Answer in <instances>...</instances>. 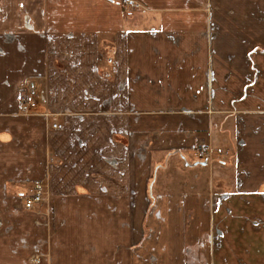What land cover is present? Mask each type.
Returning a JSON list of instances; mask_svg holds the SVG:
<instances>
[{
    "label": "crops",
    "instance_id": "crops-1",
    "mask_svg": "<svg viewBox=\"0 0 264 264\" xmlns=\"http://www.w3.org/2000/svg\"><path fill=\"white\" fill-rule=\"evenodd\" d=\"M135 1L0 0V264H264V0Z\"/></svg>",
    "mask_w": 264,
    "mask_h": 264
},
{
    "label": "built area",
    "instance_id": "built-area-1",
    "mask_svg": "<svg viewBox=\"0 0 264 264\" xmlns=\"http://www.w3.org/2000/svg\"><path fill=\"white\" fill-rule=\"evenodd\" d=\"M121 4L125 5V6H128V7H136L137 6V2L135 0H121ZM23 102L26 106H35V102L33 100V96L32 94H27V95H24L23 96ZM54 128H62V124L60 123H53L52 125ZM205 155V152L204 150H201L200 151V157H203ZM40 183H37L35 185V191L34 193L28 197V198H25V207L26 208H33L35 207V205L37 203H40L41 200H42V191L40 190Z\"/></svg>",
    "mask_w": 264,
    "mask_h": 264
},
{
    "label": "rangeland",
    "instance_id": "rangeland-1",
    "mask_svg": "<svg viewBox=\"0 0 264 264\" xmlns=\"http://www.w3.org/2000/svg\"><path fill=\"white\" fill-rule=\"evenodd\" d=\"M137 7V6H136ZM26 108H28V106L26 107ZM31 108V110H35V109H37V107L36 106H32V107H30ZM53 125V124H52ZM54 128V127H53ZM57 129V128H56ZM202 158H204V156L203 157H199V160H201ZM40 185H41V187H40V190L42 191V200H41V202L40 203H37V204H39V206H38V210L40 211V212H42L44 215L45 214H47V215H49L48 216V223H49V229H50V231H51V229H52V227H51V223H52V221H53V216H52V213L50 212V210H49V208H48V202H45L44 201V195L45 194H47V191H48V187L46 186H44L43 184H41L40 183ZM31 188H32V185H31V187H29V188H27L28 190H31ZM26 189V190H27ZM34 191H35V186H34V188H33V193H34ZM47 196V195H46ZM42 203V204H41ZM36 204V205H37ZM24 205H25V202H24ZM35 205V206H36ZM33 208H35V207H33ZM49 213V214H48ZM47 222V221H46ZM37 257V256H36Z\"/></svg>",
    "mask_w": 264,
    "mask_h": 264
}]
</instances>
